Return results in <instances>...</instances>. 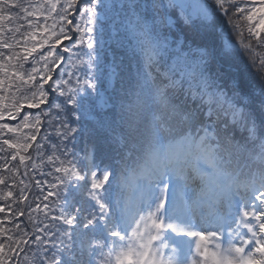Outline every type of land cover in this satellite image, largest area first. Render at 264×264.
<instances>
[{"label":"snow or ice","instance_id":"1","mask_svg":"<svg viewBox=\"0 0 264 264\" xmlns=\"http://www.w3.org/2000/svg\"><path fill=\"white\" fill-rule=\"evenodd\" d=\"M234 3L37 0L25 5L0 0V49L7 52L0 51V138L5 132L13 135L2 139L12 150L11 160L18 158L25 174L28 163L37 168L28 153L37 140L41 114L30 116L26 109L47 105L49 90L62 98L53 104L60 110L55 134L61 154L77 156L68 145L83 137L98 157V162L86 166L91 172L88 195L98 211L93 208L84 215L76 208L73 214L63 207L57 189L73 180L82 189L87 171L82 175L71 162L65 166L56 155L58 145L52 144L53 155L47 159L59 161L54 171L60 175L54 177L55 183L44 181L48 191L43 207L38 203L29 209L30 219L32 213L43 212L42 227L33 228L34 241H30L25 237L31 234L17 225L21 235L7 236L9 251L0 244V264H9L11 255L27 244L36 245L31 264H94L92 256L103 255L104 248L109 249L108 264H264V192L259 191L264 189V84L258 93L253 86L241 95L239 56L228 54L226 49L233 45L227 41L221 48L217 36L218 29L226 30L217 11L227 15L225 5ZM251 5L237 7L236 12L246 13L249 33L264 44V0H251ZM170 10H178L184 24L191 26L178 38L164 30L174 25ZM74 13L78 15L73 17ZM18 19L27 20L28 31L21 32L19 24L7 27L6 22ZM6 31L13 35L6 37ZM42 49L47 50L36 60ZM29 61L32 67L25 70ZM40 63L43 67L38 68ZM66 66L68 79L61 70ZM54 72L59 78L54 79ZM117 77L119 88L113 83ZM256 95L258 104H254ZM22 112L19 123L3 122L16 120ZM237 129L247 135L237 139ZM40 147L36 145L37 155ZM9 164L6 161L3 167L16 187L19 167ZM5 181L0 176V184ZM36 183L41 185L39 180ZM19 184L23 203L28 185L23 180ZM249 193L259 202V210L255 204L253 210L246 207ZM12 196L11 190L0 192V200ZM53 196L57 199L50 204ZM237 198L244 202L237 224L247 229V236L229 228L221 241L222 231L193 230L198 217L222 227ZM143 207L149 210L145 213ZM57 209L59 215L52 214ZM162 209L175 218L173 222H164ZM7 211L15 217L24 214L11 205ZM3 212L5 206L0 205ZM58 222L69 229L61 235L69 239L75 235L76 252L57 243ZM164 229L192 238L194 247L190 249L186 241L170 247L161 239ZM7 231L0 227V235ZM109 237L115 238L111 244ZM50 248L59 249L61 255L51 259Z\"/></svg>","mask_w":264,"mask_h":264},{"label":"trees","instance_id":"2","mask_svg":"<svg viewBox=\"0 0 264 264\" xmlns=\"http://www.w3.org/2000/svg\"><path fill=\"white\" fill-rule=\"evenodd\" d=\"M19 2L21 1L19 0ZM225 8L228 9L227 15H224V13L221 11H217V15L221 16L223 19L224 26L226 29L225 30L226 34L233 35L234 37L238 36V38L240 39L238 42V45L239 47H241V51H240V57L238 61V67L240 68V71H241V84H242L241 94H243L244 93L243 88H246L247 87L246 85H248L249 83L256 84L258 82L257 73L260 74L261 78H263L264 80V60H262L263 57L261 53L262 52L261 46H264V45L257 43L256 37L253 35H248L247 31H245V33L243 32V30L246 27L242 22L234 21V17L238 16L239 13H237L236 10H234V7L232 5L226 4ZM73 15H75V13ZM168 15L174 21V25H173L174 29L172 31L177 33L178 36L184 33H187L190 30L191 26L184 24L183 20L180 18L178 10H170ZM229 20H231V23H229ZM17 24L21 25V32L28 31L27 20L18 19L11 24H8L6 22V25L8 28H13ZM12 35L13 34L11 32H7V31L5 32L6 37H11ZM217 36H218L219 46L222 48L223 44L225 43V41L223 40L224 38L222 36V33L218 32ZM16 38L19 39L20 36L17 35ZM63 43L67 44L68 41H64ZM245 45H249V47L245 48L244 47ZM0 51H5V54H7L6 50L0 49ZM65 62L66 61H62V64H66ZM36 66L38 67V65ZM24 67H25V70L30 69L32 67L31 62L30 61L26 62ZM39 67H43V66L40 65ZM67 68L68 67L66 66L63 69H61L64 72V74ZM53 76H54V79L59 78L58 72H54ZM37 79H39V77ZM244 81H247V82L245 83ZM119 86H120V81L117 83L115 87L119 88ZM46 90H49L47 89V86H46ZM49 92H50V96L53 95V93L50 90ZM229 95H230V92H229ZM52 99L53 97H50L49 101H51ZM18 118H20V116H18L16 120L6 119L3 122L15 124L18 122ZM121 131H123V129H121ZM235 135L237 139H239L241 136H246L247 133L245 131H241L240 129H237ZM2 139H13V135L5 132L3 137L0 138V147H3L5 149V151L0 152V176L6 177L5 183L0 184V192L8 191V190H11L13 192V196L9 198L7 201L0 200V205L5 206V212L0 213V227L9 230L6 233L0 235V244H4L5 245L4 251L8 252L9 251V248H8L9 241L7 240V236L11 235L14 238H17L21 235L20 231L16 229L17 225H20V227L23 229L24 232H28L31 234L25 237V239L34 241L35 234L33 233V228L42 226V224L39 222L43 220V212L32 213V218L30 219L29 209L35 208L36 204L38 203L41 204V208L43 207V203H44L43 196L47 193L48 188L44 184H41L38 187L36 184H33L26 192L27 193L26 201L23 203L19 201L20 188L22 187V185L19 184V181H20L19 175L23 167H19L18 158L15 161L11 160L12 150L7 149V146L2 144ZM68 147L74 148L78 155L77 156L70 155L68 157L63 156L60 151L59 140H58L57 151H59L60 160L65 161V166H71V164H75L77 170L80 171L82 175L87 171V181L81 182L82 189L79 184L74 185L75 184L74 180L70 182L67 186L57 189V191L59 192V199L61 200L62 203L64 202L63 207L65 208L66 211H69L75 214L76 208H79L80 214L88 215V213H90L93 210V208H95V210L98 211V207L95 206V202L88 195V191L90 189L91 174L88 176L90 171H88L86 166L90 162L91 163L98 162V157H97L95 150L92 148L91 142L90 141L86 142L83 137L75 145L70 144L68 145ZM31 153H32V148H31ZM46 153H47L45 155L46 162H47L46 167L50 164H54V168L60 166L59 161H56L55 163H49L47 158L50 155L48 154V152ZM28 154H30V149H29ZM6 161H10V164H9L10 167H19V174L16 177V185H17L16 187H12L13 185L12 174L9 173L3 167ZM69 162H71V164ZM56 175H60V174L55 173L54 176ZM125 195L128 196V192H125ZM115 198L116 197H115V191H114L112 202L115 201ZM56 199H57L56 196L50 197L48 202L51 204V202L55 201ZM13 204H15V206L13 207L15 211H19L23 209L24 214L22 216L15 217L14 215H11L8 213L7 211L8 205L12 206ZM122 206H123V202L121 203V207ZM111 210L112 208H111V203H110L109 211ZM52 214L59 215V210L58 209L55 210ZM77 218L79 219V216ZM88 218H91V217L89 216ZM43 222L47 223V221H43ZM57 227L60 229V232H57L55 234L57 243L62 242L66 248H70L73 252H76L78 250V241L75 235H73L71 239H69L67 236L61 235V233L69 230L68 226L63 225L62 222H58ZM113 239L115 238L109 237V244L112 242ZM100 242L103 243V240H101ZM92 243L95 244V241H92ZM35 250H36L35 244L24 245L23 248L18 249L17 254L11 255L9 264H23L25 263V258L27 256H28V259H27L26 264H31V258L33 257ZM108 250H109L108 248H104L103 255L101 254L93 255L92 260L94 264H100L102 260H103V264H108L107 262ZM60 255H61V251L59 249L50 248L47 253V256L50 257L51 259H56ZM5 259H9V257L6 256Z\"/></svg>","mask_w":264,"mask_h":264},{"label":"rangeland","instance_id":"3","mask_svg":"<svg viewBox=\"0 0 264 264\" xmlns=\"http://www.w3.org/2000/svg\"><path fill=\"white\" fill-rule=\"evenodd\" d=\"M22 4H30V3H34L37 2V0H20ZM209 3H214V0H209ZM234 7V10H236L237 7H250L251 5V0H235V3L232 5ZM260 5L257 4L256 7H259ZM14 12H16L19 16H23L24 13L21 12L19 9H13ZM219 11V10H218ZM76 15H78V13H75V15H73V17H75ZM246 15L245 14H240L238 16L234 17V21H239L242 22L245 25V29L243 30V32L245 33V31H247L248 35H251L248 31V21H246L243 16ZM24 20V19H21ZM41 23H43V21H40ZM49 23H51V21H49ZM174 29V27H172L171 29L169 28H164V30L166 32H170L171 34H175V36L178 38V34L173 32L172 30ZM222 33L223 36V40L227 41L228 44L233 45L232 48H228L226 49V51L228 52L229 55H238L240 57V51H241V47H239L238 42H239V38L238 36L234 37L233 35L230 34H226L225 30H219L217 31V33ZM223 41V42H224ZM237 42V43H236ZM264 45V44H263ZM225 43L223 44L222 48H224ZM262 49V57L264 60V46H261ZM47 49H42V51L35 55V59L39 60V55H42L44 51H46ZM118 55H121L122 53H117ZM31 62V61H30ZM127 62V61H126ZM67 63V62H65ZM32 65V64H31ZM38 67L41 65L43 66L42 63L37 64ZM69 71V68L66 69L65 74H64V79H68L67 73ZM117 71L119 72V69H117ZM257 78H258V82L256 84H252L249 83L248 85H246V88L244 89V93L241 95H244L246 93L249 92L250 89L253 88V86H255V91L258 93L259 91V87L261 84H264V80L263 78H261V75L257 73ZM74 81V77L72 78ZM119 82V77H117L114 80V86L117 85V83ZM245 83L247 81H244ZM242 85V84H241ZM105 87H107V83L105 84ZM31 91H34V89H31ZM30 94V93H29ZM231 95V93H230ZM50 97H57L58 98V92L57 93H53V95L49 96V100ZM60 99L62 98H58L56 100H51L48 101L47 105H42L40 110L39 109H26L27 113L30 116H35L37 114H41V125H40V131L39 133H37V140L35 142H33V147H32V153H31V149H30V154H28L32 161L37 165V168L33 169L32 168V163H28L27 164V174H25V168H22V171H20V175H19V179L24 181V184L28 185V187L25 189V191L27 192L28 189L31 187V185L36 184V181L39 180L41 182V184H44V181H49L51 183H55V179H54V174H55V168H54V164H50L46 167V152H48L49 155H53V149H52V144H57L58 145V138L55 134V125L57 123V121L55 120V117L60 114V110L59 109H55L53 107V104L56 102H60ZM259 103V95H256L254 98V104H258ZM23 112L20 115V118H18V122L23 118ZM15 123V124H17ZM14 138V137H13ZM36 145H41L39 152L40 154L37 155V148ZM47 149V151H46ZM49 150V151H48ZM56 155H59V151H56ZM93 155V154H92ZM60 156V155H59ZM89 158V157H88ZM92 158V156H91ZM90 158V159H91ZM50 168V170H49ZM54 168V169H53ZM92 170H96L95 168H92ZM49 173H51V175H49ZM91 174V172L88 174V176ZM46 185V184H44ZM47 186V185H46ZM38 187V185H37ZM259 191L264 192V189H260ZM259 194V193H257ZM131 196H135L134 192H131ZM250 202V203H249ZM244 203L243 201H241L239 198H237V200L235 201V207L233 208V211L231 214H229L225 221L223 222V226L221 227L220 224L213 222L214 227L218 228L219 231H223V229H225L226 233L228 234V230L229 228H231L233 230V232H235L238 228L239 232L244 234L245 236L248 235L247 233V229H245L242 225L237 224V220L239 219V208L241 206V204ZM253 204H255L257 207L255 210H259L258 209V201L254 200V195L249 193L248 194V200L246 203V207H248L250 210H253ZM15 206V204L12 205V208ZM166 206H167V199H166ZM149 209L147 207H143V211L146 213ZM161 216L164 220L165 223H169V222H173V220L175 218H170L168 216L167 213V209H162L161 210ZM232 215L234 217H236V222H232L231 218ZM138 218V217H137ZM228 219V220H227ZM176 223H181V221L179 220H175ZM249 222L253 223L255 225V221L250 220ZM42 227V226H39ZM121 229H123V225H120ZM257 231L258 226H257ZM217 231V230H216ZM224 235V232H223ZM221 238V241H223L222 237H219V239ZM161 239L166 242L170 247L172 246H180V241H186L187 242V246L193 247L194 246V240L190 239L187 240L185 237H181L178 233H174L171 231V229H165L163 230ZM236 242L239 243L238 238L236 239ZM170 247L168 249H165V253H167L170 250ZM248 246H246L247 248ZM28 258V256H27ZM27 260L25 259V263L26 264Z\"/></svg>","mask_w":264,"mask_h":264},{"label":"bare ground","instance_id":"4","mask_svg":"<svg viewBox=\"0 0 264 264\" xmlns=\"http://www.w3.org/2000/svg\"><path fill=\"white\" fill-rule=\"evenodd\" d=\"M250 203V202H249ZM254 205V204H253ZM252 205V206H253ZM236 217H234L232 215V218H231V221L232 222H236ZM228 220V219H227ZM201 220L199 219V217L193 221V224H192V227H193V230H197V231H200V230H205V231H212L214 229V225L213 223H205V224H208L207 227H203V223L200 222ZM165 230V229H164Z\"/></svg>","mask_w":264,"mask_h":264}]
</instances>
